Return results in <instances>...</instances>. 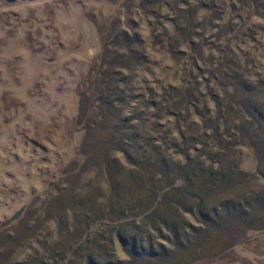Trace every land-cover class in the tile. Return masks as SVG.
<instances>
[{"label":"rangeland","instance_id":"obj_1","mask_svg":"<svg viewBox=\"0 0 264 264\" xmlns=\"http://www.w3.org/2000/svg\"><path fill=\"white\" fill-rule=\"evenodd\" d=\"M173 88L194 90L206 116L167 115ZM233 94L264 113V0H0V264H84L98 251L126 261L118 236L133 232L120 225H147L156 206L151 163L172 156L176 128L200 133L220 115L235 132ZM256 125L220 164L234 159L258 204L167 264H264Z\"/></svg>","mask_w":264,"mask_h":264},{"label":"trees","instance_id":"obj_2","mask_svg":"<svg viewBox=\"0 0 264 264\" xmlns=\"http://www.w3.org/2000/svg\"><path fill=\"white\" fill-rule=\"evenodd\" d=\"M236 76L231 78L228 86H236ZM239 83L243 92L249 94L253 91L246 82ZM223 85L224 82H221V86ZM170 91V94H164L171 103L170 108L165 109L167 115L177 120L182 119L184 114L187 117L189 109L198 113V116H206L208 113L205 105L202 110L198 109L196 104L199 100L194 96V90L173 88ZM198 95L203 97L200 93ZM236 95L227 97L230 99L228 102L234 100L238 107L233 111L231 104L227 103V110L233 111L240 121L235 132H231L230 128L220 130V115L206 120L200 133L187 134L176 128L178 139L174 138L169 147L174 151L172 156L165 159L158 153L160 158L150 165L154 172L151 177L155 178L159 186L154 192V200L157 201L148 218L149 222L139 227H135L134 223H122L120 229L129 227L133 232L129 238L118 233L127 260L113 261L110 256L106 264H167L176 252L195 253L199 248V241L204 240L207 228L213 226L214 221L222 220L224 226H227L229 221L238 220L245 208L250 209L253 203L258 204L260 194L245 195L242 192L249 176L238 169L234 159H230L231 162L226 167H221L220 164L234 145L242 144L245 139L258 137L259 134H254L256 130H252L254 124L258 125L256 129H264L261 128V125L264 126V113L253 105V95L240 100L236 99ZM211 96L221 107L217 96ZM183 106L185 111L181 112L179 109ZM248 117L251 119L248 120ZM193 125L190 124V127ZM175 156H181L182 159L176 160ZM176 179L181 181L179 186H173ZM220 199L222 200L216 204ZM186 216L196 224H191ZM178 221L184 224V230H189V234L185 233V239L187 245H190L185 249L180 242ZM166 244H170L173 249H168ZM101 254L98 251L95 257L88 255L84 264H105Z\"/></svg>","mask_w":264,"mask_h":264}]
</instances>
